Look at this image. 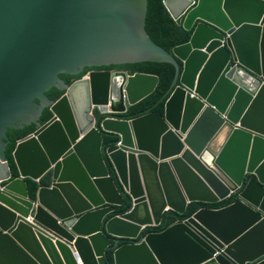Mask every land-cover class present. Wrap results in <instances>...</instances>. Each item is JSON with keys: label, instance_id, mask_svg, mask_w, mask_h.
<instances>
[{"label": "water", "instance_id": "1", "mask_svg": "<svg viewBox=\"0 0 264 264\" xmlns=\"http://www.w3.org/2000/svg\"><path fill=\"white\" fill-rule=\"evenodd\" d=\"M147 1L0 0V264H108L110 249L113 264H264V130L249 124L253 112L264 120V0H163L192 31L171 52L146 31ZM144 62L176 69L165 113L100 127L93 110L124 114L159 78L95 71L66 85L59 76ZM51 87L64 92L55 102ZM30 125L12 179L6 128ZM45 176L49 186L29 198L26 180ZM231 195L238 202L225 209L138 240L169 211ZM127 198L130 209L111 217Z\"/></svg>", "mask_w": 264, "mask_h": 264}, {"label": "trees", "instance_id": "2", "mask_svg": "<svg viewBox=\"0 0 264 264\" xmlns=\"http://www.w3.org/2000/svg\"><path fill=\"white\" fill-rule=\"evenodd\" d=\"M146 31L152 41L156 43L158 46L164 48L166 51L170 52L174 47H177L179 45L185 44L189 41L192 32L186 31L183 29V27L178 26L173 19L171 18L170 14L166 10L163 0H148L147 1V11H146ZM111 69H120L125 71H132L136 73H144V74H150L155 75L159 78V84L153 94H151L149 97L141 101L139 104L131 107L129 111L127 112V115L132 116V118H135L137 116H140L142 114H145L146 111L149 109L152 110L154 113H163L164 112V105L165 100L161 101L164 97H166L167 93L170 90V87L173 83L176 69L172 64L169 63H153V62H144V63H137V64H126V65H120V66H110V67H100V68H85L83 70V73H85L88 70H111ZM61 79L64 80L66 84H70L71 80H68V78H72L70 76H64V74L59 75ZM80 76H74L73 78L76 80ZM47 97L51 100L58 99L63 92L59 91L57 89H54L53 87L49 89L46 93ZM160 102V103H159ZM159 103V105H158ZM51 117L50 112L48 109H44L42 112V115L39 119L40 124H44L47 122ZM35 130V126H24L22 129L19 128H13L8 127L6 130L7 134V146L5 150V157L9 163V166L12 170V177L15 178L17 176L15 172V167L12 161V151L15 148V145L17 141L24 138L25 136L31 134ZM104 138V144H108L109 142L113 141V138H110L109 136H103ZM109 172L112 175V177L115 179L116 183H118V180L116 178L114 168L111 165L110 161L107 160ZM48 177L46 176L44 179H42L39 183H36L34 181L27 180V188L30 198L35 197V193L39 187L47 186L48 185ZM119 184V183H118ZM235 201V197L218 203L216 205H205L200 203H193L188 207V210L184 216H179L176 213L170 212L164 216L163 224L156 229H153L155 231H162L166 229L167 227L171 226L175 222L179 220H184L191 215H193L196 211L202 208H221L224 206H227ZM130 207L129 202L126 203L124 207H121L118 209L117 214L124 213L128 208ZM149 232L151 229L148 230ZM126 243H129L127 240H122L120 245H124ZM113 252L114 250L111 249L107 252V259L109 264H113Z\"/></svg>", "mask_w": 264, "mask_h": 264}, {"label": "clouds", "instance_id": "3", "mask_svg": "<svg viewBox=\"0 0 264 264\" xmlns=\"http://www.w3.org/2000/svg\"><path fill=\"white\" fill-rule=\"evenodd\" d=\"M164 4V3H163ZM167 10V9H166ZM171 16V15H170ZM172 18V17H171ZM174 21V20H173ZM175 22V21H174ZM176 23V22H175ZM177 24V23H176ZM178 26H180V25H178ZM182 27V26H181ZM184 29V28H183ZM185 30V29H184ZM192 32V31H191ZM192 35V34H191ZM190 40V39H189ZM189 42V41H188ZM187 42V43H188ZM175 48V47H174ZM173 48V49H174ZM164 49V48H163ZM172 49V50H173ZM171 52V51H170ZM170 64V63H169ZM111 66H120V65H111ZM180 66H182V64L180 63ZM102 67H110V66H102ZM85 68H100V67H85ZM85 68H83L82 69V71L79 73V74H81L82 72H83V70L85 69ZM117 71H125V70H120V69H116ZM89 71V70H88ZM88 71H86L84 74H83V76H81V77H79L78 79H74L73 77H74V75L73 76H70V75H64V76H70V77H72V80H71V83L70 84H72L73 82H76V81H80V80H86V79H88V75L91 73V72H89V73H87ZM95 71H110V72H113V71H111V70H92V72H95ZM126 72H128V71H126ZM130 72H132V71H130ZM134 73H136V72H134ZM79 74H77V75H75V76H78ZM142 74H144V73H142ZM176 74V73H175ZM148 75H150V74H148ZM153 76H155V75H153ZM175 78V77H174ZM174 81V80H173ZM65 83V82H64ZM66 84V83H65ZM69 84V85H70ZM66 85H68V84H66ZM172 86V85H171ZM263 86H264V81H263ZM52 88V87H51ZM50 88V89H51ZM55 89V88H54ZM170 89H171V87H170ZM49 90V89H48ZM47 90V91H48ZM47 91H45L44 92V94L47 92ZM170 91V90H169ZM155 92V91H154ZM153 92V93H154ZM152 93V94H153ZM169 93V92H168ZM168 93H167V95H166V97H164L161 101H163V100H165L166 99V101H165V104H166V102H167V100L169 99V97H170V94L168 95ZM63 94H64V92H63ZM62 94V95H63ZM46 95V94H45ZM61 95V96H62ZM60 96V97H61ZM46 97H47V95H46ZM59 97V98H60ZM149 97V96H148ZM48 98V97H47ZM58 98V99H59ZM49 99V98H48ZM146 99V98H145ZM49 100H51V99H49ZM57 100V99H56ZM56 100H51V101H56ZM143 101V100H142ZM160 103V102H159ZM159 103H158V105H159ZM139 104V103H138ZM137 105V104H136ZM133 107V106H132ZM45 109H48V111H49V108H45ZM44 110V109H43ZM129 111V110H128ZM127 111V112H128ZM148 111H150L151 113H154V112H152V110H148ZM148 111H146V113H148ZM43 112V111H42ZM50 112V111H49ZM127 112L126 113H124V114H120V113H115V112H110V111H105V112H103V113H101V112H98V111H96V110H93L92 111V115H93V118H94V120L95 121H98V126L100 127L101 126V123L104 121V120H115V121H127L128 119H136V118H138V117H140V116H143V115H145V114H142V115H140V116H137V117H135V118H132V116H128V117H125L126 115H127ZM165 113V105H164V112L162 113V114H164ZM51 114V113H50ZM159 114H161V113H159ZM41 115H42V113H41ZM41 117V116H40ZM51 118V117H50ZM40 119V118H39ZM50 120V119H49ZM39 122V121H38ZM46 123V122H45ZM44 123V124H45ZM40 124V123H39ZM40 125H43V124H40ZM8 128V127H7ZM7 128H6V130H7ZM17 129V128H16ZM35 129H36V127H35ZM35 131V130H34ZM33 131V132H34ZM32 132V133H33ZM31 133V134H32ZM31 134H29V135H31ZM28 136V135H27ZM27 136H25V137H27ZM103 136H108V135H103ZM24 137V138H25ZM110 137V136H109ZM24 138H22V139H24ZM110 138H113L114 140L113 141H111V142H109L108 144H104V145H109L110 143H112V142H115L116 141V138H114V137H110ZM6 139H7V134H6ZM22 139H20V140H22ZM102 139H104L103 137H102ZM19 140V141H20ZM18 142V141H17ZM17 144V143H16ZM119 145V144H118ZM6 146H7V143H6ZM16 146V145H15ZM5 150H6V148H5ZM14 150V149H13ZM13 152V151H12ZM11 157H12V154H11ZM6 158V157H5ZM7 160V159H6ZM107 158H106V164H107ZM12 161H13V159H12ZM8 162V161H7ZM111 163V162H110ZM9 164V163H8ZM13 164H14V162H13ZM112 165V164H111ZM10 167V166H9ZM15 167V166H14ZM107 167H108V164H107ZM114 168V167H113ZM109 169V168H108ZM10 170H11V168H10ZM11 172H12V170H11ZM15 172H16V170H15ZM114 172H115V170H114ZM110 173V172H109ZM16 174H17V172H16ZM12 175H13V173H12ZM111 175V174H110ZM115 175H116V178H117V180H118V183H116V181H115V179L112 177V175H111V177L114 179V181H115V183H116V185L118 186V189L123 193V188L121 187V185H120V182H119V179H118V176H117V174H116V172H115ZM17 177V176H16ZM15 177V178H16ZM46 177V176H45ZM44 177V178H45ZM43 178V179H44ZM12 179H14L13 177H12ZM42 180V179H41ZM40 180V181H41ZM27 181V180H26ZM40 181H38V182H36V183H39ZM49 182V181H48ZM26 186H27V184H26ZM47 186H49V183H48V185ZM47 186H43V187H47ZM39 188H41V187H39ZM38 188V189H39ZM28 189V188H27ZM37 189V190H38ZM37 192V191H36ZM28 195H29V193H28ZM35 195H36V193H35ZM233 197H235V201L233 202V203H231V204H229V205H227V206H224V207H221V208H202V209H211V210H222V209H225L226 207H228V206H230V205H232V204H234V203H236V202H238V195H231L230 197H228V198H226L225 200H222V201H220V202H218V203H221V202H224V201H227V200H229V199H231V198H233ZM30 198V197H29ZM35 198V197H34ZM34 198H31V199H34ZM127 202H129V204H130V201H129V199L127 198L126 199V203ZM126 203H125V205H126ZM218 203H216V204H218ZM193 204V203H192ZM201 204V203H200ZM216 204H205V205H216ZM124 205V206H125ZM191 204H189V206H190ZM124 206H122V207H124ZM188 206V207H189ZM130 207H131V204H130ZM130 207L124 212V213H126L129 209H130ZM119 208H121V207H119ZM119 208H117V210H116V212L111 216V217H114V216H117V215H121V214H124V213H120V214H117V211H118V209ZM202 209H199V210H202ZM187 210H188V208H187ZM198 210V211H199ZM198 211H196L195 213H197ZM170 212H172V211H169V212H167V213H165L164 214V216L166 215V214H168V213H170ZM187 212V211H186ZM173 213H175V212H173ZM194 213V214H195ZM186 214V213H185ZM184 214V215H185ZM193 214V215H194ZM178 215V214H177ZM184 215H182V216H184ZM193 215H191V217L193 216ZM164 216H163V220H164ZM180 216V215H179ZM111 217H109V218H111ZM190 218V217H189ZM189 218H187V219H184V220H179V221H182V222H184V221H187ZM163 220H162V223L159 225V226H153V227H145V228H143L142 230H141V232H140V235H139V238H138V240L140 239L141 241H144L145 240V238L148 236V235H150V234H152V233H161V232H163L164 230H166L167 228H169V227H167L166 229H164V230H162V231H160V232H158V231H155V230H153V229H156V228H159L162 224H163ZM28 221H30V219L28 220ZM179 221H177V222H179ZM177 222H175L174 224H176ZM174 224H172V225H174ZM171 225V226H172ZM149 229H151V231L149 232L148 230ZM122 240H126V239H121L120 240V243H121V241ZM127 241H129V243H126V244H124V245H134L135 244V241H130V240H127ZM124 245H120L119 244V247H122V246H124ZM111 250V249H110ZM114 250V249H113ZM109 251V250H108ZM107 251V252H108ZM115 251V250H114ZM113 255H114V252H113ZM106 258H107V255H106ZM108 260V259H107ZM114 262V261H113ZM79 264H82L81 262L79 263ZM108 264H109V262H108ZM250 264H257V262H252V263H250Z\"/></svg>", "mask_w": 264, "mask_h": 264}, {"label": "bare ground", "instance_id": "4", "mask_svg": "<svg viewBox=\"0 0 264 264\" xmlns=\"http://www.w3.org/2000/svg\"><path fill=\"white\" fill-rule=\"evenodd\" d=\"M184 4L185 3L180 2L181 6H184ZM174 9H176V7H174ZM261 106H263V108H264V102H262ZM249 124L253 127L260 129V130H264V120L256 117L254 112L249 116Z\"/></svg>", "mask_w": 264, "mask_h": 264}, {"label": "flooded vegetation", "instance_id": "5", "mask_svg": "<svg viewBox=\"0 0 264 264\" xmlns=\"http://www.w3.org/2000/svg\"><path fill=\"white\" fill-rule=\"evenodd\" d=\"M111 71H117L116 69H111ZM89 72H92V70H89L87 73H89ZM83 72L81 73V74H79L78 76H83ZM68 80H72V78H68ZM129 115H126L125 117H128Z\"/></svg>", "mask_w": 264, "mask_h": 264}]
</instances>
